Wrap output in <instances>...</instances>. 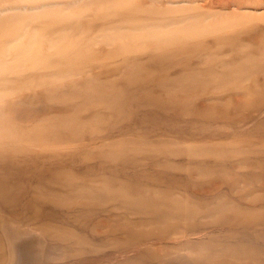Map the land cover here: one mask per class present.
Masks as SVG:
<instances>
[{
    "label": "rangeland",
    "instance_id": "rangeland-1",
    "mask_svg": "<svg viewBox=\"0 0 264 264\" xmlns=\"http://www.w3.org/2000/svg\"><path fill=\"white\" fill-rule=\"evenodd\" d=\"M0 264H264V0H0Z\"/></svg>",
    "mask_w": 264,
    "mask_h": 264
}]
</instances>
